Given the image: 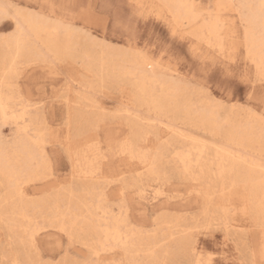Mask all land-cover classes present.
<instances>
[{
  "label": "rangeland",
  "instance_id": "1",
  "mask_svg": "<svg viewBox=\"0 0 264 264\" xmlns=\"http://www.w3.org/2000/svg\"><path fill=\"white\" fill-rule=\"evenodd\" d=\"M217 1L194 0V8L201 14L196 18L198 24L209 15L221 14L225 19L221 49L207 45L186 25H177L173 16L159 0H0V4L7 8L6 14H10L8 17L0 15V39L14 32L15 11L30 9L31 12L43 14L42 16L50 20L69 24L72 29H75L74 34L77 40L88 44L89 48L95 51L100 52L104 45H108L113 50L124 54L147 56L153 66L155 65V69L157 71L160 69L162 78L163 75L168 76L167 78L164 76V79L171 77L169 80L173 79L174 82L178 80L177 84L181 81L179 86L186 95L191 97L195 106L207 105V101L212 105L214 102L221 118L229 114V111L240 114V117L249 114V108L253 110L251 112H259L260 109L255 102H249V96L254 91L253 85L258 96L260 84L253 63L246 57V49L241 37L244 30V22L240 18L242 10L238 1H234L232 8L220 11L217 9ZM43 36L37 38L38 40L33 37L29 40L31 44L28 43L29 47L35 51V54L33 53L29 58L22 56L21 59H17L19 65L16 63L15 70L18 75L16 71L14 74L17 80L14 76L11 80V88L14 87V91L11 89L12 99L22 102L15 101L16 108L26 112L27 122L33 123L29 125V134L32 133L33 137L40 140L38 145L40 157L38 155L39 160L35 162L39 166L36 175H33L34 179L33 176L31 180L26 177L22 179L20 195L8 197L9 189L0 180L2 185L0 186V207L2 206L0 212L7 210L0 215V264H40L41 261L61 259L67 264H77V262L78 264H86V262L109 264L111 261L117 264L121 262L122 264H195L192 257L194 245L201 252L202 264H261V260H264V236L260 230L261 227L254 224L249 214L242 212L241 197L242 193H245L241 190L242 188L237 187L231 193L226 190V193L221 195L218 186L213 187L211 191L207 185L195 187V183L198 182L191 180L188 174L183 172L176 156L175 151L189 144V139H186L188 137L195 136L214 148L218 145L222 146L225 141L223 136L213 135L188 120L187 123L183 113L175 116L171 112L153 111L154 109L148 104L135 98V90L132 86L135 77L123 78L120 81L111 73L101 81L94 71L92 73L85 68L86 60L83 61L78 52H75L72 57H62L48 52L42 42ZM57 56L60 57L57 59ZM27 60H30V63ZM97 80L101 81V84ZM14 94L17 95L16 98ZM80 96L82 99L79 98ZM128 100L131 102H127ZM124 110L130 112L127 114ZM153 114L157 117L154 118ZM139 117L142 120L140 124L137 121ZM144 120L147 121L144 122ZM167 125L173 129L177 127L179 131L175 129L168 134L165 131L163 136L162 132ZM139 128L148 131L149 139L140 144L152 143L151 153L159 157L155 164L156 174L151 176L146 174L144 169L138 171L136 167L138 162L135 160L128 162L124 159L125 154L121 152L125 144L134 140V135L140 130ZM1 130L2 133L4 131L2 135L5 141L13 145L16 139L14 127L3 124ZM85 139H88V142ZM253 144L249 148L250 152L248 151L249 154L251 153L248 154L249 157L254 160L260 159L258 161L264 163L260 144ZM234 147L238 146L233 145V151L240 149L238 147L235 150ZM210 151L213 150L210 149ZM96 153H98V159H94ZM89 154L93 159L91 164L99 167L97 173L101 174L100 178L91 181L88 178L81 179L84 177L79 176L83 171L81 169L89 164V161H86ZM40 159L46 161L42 162ZM214 167L215 164L212 166V172H216ZM122 186L124 187L123 195L119 193V188ZM142 188L144 191H141ZM157 190L159 196L156 197L154 192ZM207 190L211 193L206 198ZM6 199L12 200L13 204ZM73 204L75 208L72 207ZM21 205L25 206L24 212L27 217L24 220L18 214L17 208ZM58 205L61 208L68 205L67 207H70L72 211L74 209L73 212H79L88 218L90 210L95 211L97 216L102 214V209H108L111 216L116 214L115 217L118 218L119 215V219L123 221H120L122 228L133 231L134 238L141 239L139 252L133 256L128 255L121 246L110 244L104 251H99L100 257L95 255L86 244L89 242L87 229L82 221L76 225V231L72 235L50 226L46 211L49 212V217H52L54 207ZM81 205L83 207L79 209ZM6 206L9 207L6 208ZM223 206L229 208L228 213L222 212ZM21 222L28 225L27 231L20 226ZM234 223L236 225H232ZM35 227L40 228V231L31 241L28 237L29 232ZM148 247L151 251L146 250Z\"/></svg>",
  "mask_w": 264,
  "mask_h": 264
},
{
  "label": "bare ground",
  "instance_id": "2",
  "mask_svg": "<svg viewBox=\"0 0 264 264\" xmlns=\"http://www.w3.org/2000/svg\"><path fill=\"white\" fill-rule=\"evenodd\" d=\"M234 1H238V5L242 10V16L240 18H242V21L244 22V30H243V34L241 37H242V41H243V44H244L245 49H246V57H248L247 59H249L250 62L253 63V65H254L253 68H255L256 75L260 76V73L262 71H264V8L261 7L262 3H264V0H218L217 1V5H218L217 9L221 11V10H225V8H227V9L232 8L231 5L234 3ZM159 2H161L167 8V10L173 16L174 21L177 23V25L178 24L179 25H186L189 29L193 30V33H194V35H196L197 38L203 40L207 45H209L211 47H218L220 49L223 47L222 33L225 29L226 22H225V19L222 18L221 14L220 15L217 14L214 16L209 15L206 18L204 17L202 19V22L200 24H198L196 22V18L200 17L201 14L195 10L194 0H159ZM6 10H7V8L5 9V7L2 4H0V15L1 16L7 15ZM29 11H30V9H29ZM29 11H24V9H22V10L17 9L15 11V13L13 14V18L15 19V28H14L15 30H14V32L11 35H8V37H6V38L0 39V180L9 189V195H7L8 197L9 196L11 197L13 195H20L21 187H22L20 185L23 183V182L21 183L22 179L25 177L30 179L33 175H36V172H37L38 166H39L37 163L35 164V162L37 161V159L39 160V158H37L38 155L40 157V153H38V149H39L38 145H39L40 140L33 137L31 135L32 133L29 134V125H31L33 123L27 122V119L25 117L26 112L21 107L20 108L22 109V111L16 108V102H19L20 100L19 101L15 100L16 101L15 102V101H13L14 99H12L13 97L11 96V93H12L11 89H13L12 91H14V87L11 88V80H13L12 78L16 77V76H14V74L16 71L15 68H16L17 59H19V58L21 59L22 56L23 57L27 56L29 58V56H31L33 53L35 54V51L29 47V44H30L29 40H31L32 37L35 39L42 38V36L45 34V36H43L44 38H43L42 42L45 45V48L47 49L48 52H52V53L57 54V55L59 54L62 57L63 56L72 57L75 55V52H78L79 56L83 59V61L86 60V61H84L86 64L85 68L87 70H91L92 73L94 71L95 72L94 74L101 81L104 80L106 78V76L107 75L109 76L111 73L117 80H120V81L123 78H129V77L131 78V76H133V77H135L134 78L135 80L132 82V86L135 90V95H134L135 98L141 102H144L145 104H148V106H150L151 108L154 109L153 111H156L158 113L171 112L175 116H179L180 113H183V114H185L186 122L188 120V121H190V123L197 124V126H201L204 130H207L208 132H210L213 135L214 134L222 135L224 140H225V141H223L224 145L223 144H222V146L218 145L217 147H214V148L212 146H209L205 142L201 141L202 140L201 137H200L201 140H199L198 138H195V136L193 138H192V136L186 138V139H189L188 140L189 144L187 143V146L184 145L185 146L184 148L180 147V150L178 149L177 151H175L177 159L183 168V172L188 174V176L191 180H195L198 182V183H195V185H194L195 187H202V185H204V186L207 185L209 190L211 191V189H213V187L218 186L220 188L219 191L221 192V195L225 194L226 190H229L231 193L234 190H236L237 187L242 188L241 190H243L245 192V193H242V197H241V199L243 201L242 212L244 214H249V217L251 218V220H253L254 224L261 227L260 230L264 236V163H261L260 161H258L260 159H257V160L251 159L252 157H249V155L251 153L250 154L248 153L249 148L253 143H259L260 144V151L264 155V123H262L260 121V119L258 118L257 115H254L253 112H250L249 114L240 117V114H238L239 115L238 116L237 114L233 113L232 111H229L228 112L229 114H226V116L221 118L218 115V108L216 106H214V102L212 105L210 103H208V101H207V105L202 104L204 106H199V105H197L199 107L195 106V104L191 101V97L186 95L183 92V89L179 86L181 81L179 84H177L176 82L178 80L175 82L173 81V79L169 80L171 77H169L168 79H164L165 75H163V74H162L163 75V78H162L161 74L159 73L160 69H158V71H157L154 67L155 65L153 66L152 61L150 59H148L147 56L146 57L145 56H138L139 54L138 55L137 54L131 55L128 53L124 54L123 52H117V51L113 50L108 45H106V46L104 45V47H102V48L100 47L101 48V50H99L100 52H98V50L95 51L93 48H89L90 46H88V44H86L84 42L80 43L77 40V38L74 34L75 29L73 28L74 29L73 30L69 24L65 25L64 23L54 21V20H50L49 18L42 16L43 14L38 15L35 12L33 13V11L32 12L31 11L29 12ZM238 12H239V10H238ZM9 15H7V17ZM239 15H241V14H239ZM241 26H243V25H241ZM86 35H87V33H86ZM88 37L89 36H87V38ZM89 39H91V38L89 37ZM94 46H95V44H94ZM215 51H217V50H215ZM39 53H41V52H39ZM139 53H141V52L139 51ZM36 56L39 57L38 55H36ZM54 57H55V55H54ZM58 57H60V56H57V59H58ZM23 60H25V59H23ZM59 60H57V61H59ZM61 60H62V58H61ZM27 61H29V63H30V60H27ZM32 63L34 64V62H32ZM21 64H23V62H21ZM17 65H19V64L17 63ZM64 66H66V65H64ZM71 68H72V66H71ZM16 73H17V71H16ZM17 75H18V73H17ZM78 76H79V74H78ZM84 76H86V75H84ZM15 79L17 80V77ZM89 79H91V78H89ZM132 80H133V78H132ZM101 81L99 82L97 80V82H99L100 84H101ZM78 82H80V81H78ZM87 82H88V80H87ZM126 83H127V81H126ZM94 86H96V85H94ZM100 86H103V85H100ZM128 88H129V86H128ZM77 92H79V91H77ZM15 94H17V93H15ZM15 94H14V96H15ZM80 95H82V94H80ZM16 96L14 98H16ZM79 98L82 99L81 96ZM130 99H131V97H130ZM122 102H123V100H122ZM127 102H129V100ZM20 103H22V102L20 101ZM20 103H18V104H20ZM80 105H81V103H80ZM124 105L126 106L125 103H124ZM19 106H21V105H19ZM98 106H97V108H98ZM128 107H130V106H128ZM134 107H135V105H134ZM75 108H76V106H75ZM143 108H144V106H143ZM143 108H141V109H143ZM80 109H78V110H80ZM133 109H135V108H133ZM125 112H127V110ZM128 112H130V111H128ZM128 112H127V114H128ZM77 113H78V111H77ZM133 113H135V112H133ZM141 114H143V112ZM153 117H154V114H153ZM156 117H154V118H156ZM159 117L157 119L160 121ZM178 118H180V117H178ZM169 120H171V119H169ZM137 121H138V124H140L142 120L139 117V119H137ZM146 121L144 120V122H146ZM150 121H153V120L150 119ZM182 121H183V118H182ZM3 124H10L14 127V130L16 133V135H15L16 139L14 140L15 142L13 145L12 144L9 145L5 141V139H4L5 137H3V135H2V134H4V131L2 133V130H1V126ZM91 124H93V123H91ZM153 124H154V122H153ZM80 125H81V123H80ZM158 125H161V124H158ZM86 126H87V123H86ZM34 127H36V125ZM77 127H79V126H77ZM191 127H189L190 130H191ZM37 128H36V130H37ZM195 128H196V126H195ZM175 129L178 130L179 128L177 129V127H175ZM175 129L171 128L170 125H167V127L163 130L162 135L164 134L165 131H167V134H168L170 131H174ZM36 130H34V131H36ZM80 130H83V129H80ZM89 130H90V128H89ZM37 131H39V130H37ZM156 134H159V132H156ZM9 135H11V134H9ZM82 135H83V132H82ZM160 135H161V133H160ZM179 135H180V133H179ZM37 136L39 137L38 134H37ZM44 136H45V134H44ZM134 136L135 137H134L133 141L129 142L128 144H125V147H122L121 152L125 154L124 159L128 160V162H130V161L132 162V160L137 161L138 164L136 167L138 168V171H140L139 169H144V170H146L145 171L146 174H148L150 176L153 174H156L155 164L157 163L159 157L157 156V154L151 153L150 149H151L152 143H145L144 145L140 144L142 141L144 143L145 140H149L148 139V131H145L144 129L141 128L140 130H138L135 133ZM77 138L79 139L80 137H77ZM12 139H11V141H12ZM157 139H159V138H157ZM85 140L84 141L82 140V141L85 142ZM164 140H165V138H164ZM166 140H167V138H166ZM86 141L88 142V139ZM184 141H186V140L184 139ZM8 142H10V141H8ZM168 142H170V141L168 140ZM159 143H162V142H159ZM180 144H183V143H180ZM95 145H97V144H95ZM233 145L238 146L240 149L238 150L237 149L238 147L237 148L234 147L235 150L236 149L237 150L233 151L232 150ZM10 146H11V150H10ZM214 146H216V145H214ZM89 147H91V145ZM145 147H148V148L150 147V148L148 149ZM256 148L254 149V152H255ZM87 149H89V148H87ZM210 149H212L213 151L211 152ZM84 151H86V150H84ZM90 155L91 154H89V157H90ZM97 155H98V153L95 154L94 159H98ZM89 157H87V159H86L87 162L89 161V164H87L86 167L81 169L83 171H81V174L79 176H80V178L84 177L81 179L88 178L91 181V180H94L96 178H100L101 174L97 173V171H98L97 169H99V167H95L96 165L91 164L92 163L91 161L93 159L91 157H90L91 158L90 159ZM85 158H86V156H85ZM41 159H40V161H42ZM74 161H75V159H74ZM79 164H81V163L79 162ZM213 164H215L214 168H216V172H212ZM41 165H42V163H41ZM132 169H131V171H132ZM129 170H130V168H129ZM122 171H124V170H122ZM195 171H197V173ZM132 172H135V171H132ZM120 174H121V172H120ZM123 176H125V175H123ZM33 179H34V176H33ZM0 186H2V185H0ZM82 186H84V185H82ZM90 186H91V184H90ZM94 186H93V188H94ZM123 188H124L123 186L119 188V191H120L119 193L121 195L124 194ZM80 190L83 191L84 189L83 190L80 189ZM86 190H87V188H86ZM5 191H7V190H5ZM95 191H96V189H95ZM141 191H144V189L142 188ZM90 192L91 191H89V193ZM101 192H103V191H101ZM158 192H159L158 190L156 192H154V195L156 197L159 196ZM85 193H87V192H85ZM142 193H144V192H142ZM210 193L211 192H209L208 190L205 191V197L206 198L209 197ZM159 194H161V193H159ZM87 195H88V193H87ZM4 196H2V197H4ZM71 196H73V195H71ZM100 196H101V194H100ZM143 197H144V194H143ZM17 198L19 199L18 196H17ZM68 198H70V197H68ZM86 200H88V199H86ZM222 200H225V199H222ZM6 201H11L10 203L13 204L12 200L6 199ZM83 203H82V205L85 204V203L84 204ZM82 205L79 206V209H80V207H83ZM67 206L65 208H61L60 205L54 207V212H53L52 217H49V215H48L49 212L46 211V213H47L46 217L48 219H50V221H49V223L51 224L50 226L57 227V229L64 230L69 235H72L74 233V231H76V229H75L76 225L79 223V221H80V223L82 221L83 222L82 224L85 225V227L87 229V236H88L87 240L89 242L86 244H88V248L95 255H97L99 257H100L99 251L100 250L104 251L105 247L107 245H110V244H112V245L115 244V245L121 246V248H123L124 252L128 255L133 256V254H135L136 252H139L138 250H139V246L141 244V239L140 238H134L135 234L132 233L133 231L131 232V230L128 231V230H125L126 228L125 229L122 228L123 226H122L121 222H123V221H121L119 219V215H118V218L115 217L116 214H115V216H111L108 213V209L106 208L107 210L102 209L103 211H102V214L100 213L101 214L100 216H97V213L95 211L90 210V212H89L90 217L88 218L79 212H73L74 209L72 211L70 209V207H67ZM8 207L6 206V208H8ZM24 207H25L24 205L23 206L21 205L20 207L17 208L18 214L20 215L22 220H24L27 217L25 212H24V209H25ZM72 207L75 208L74 204L72 205ZM87 207H88V205H87ZM45 208H46V206H45ZM228 209L229 208H227V207L225 208L224 206L221 207V210H222V212L224 211L223 212L224 214H225V212L228 213ZM14 210H12V211H14ZM49 210H50V207H49ZM16 211H15V214H16ZM97 211H98V209H97ZM233 211H234V209H233ZM5 212H7V210H5V211L3 210V212H0V215L2 213L4 214ZM98 213H99V211H98ZM14 218H15V216H14ZM81 218H82V220H81ZM233 218H234V216H233ZM234 220H232V221H234ZM236 221H238V220H236ZM7 222H9V220ZM232 225H236V223H234ZM16 226H19V225L16 224ZM20 226L24 227L25 228L24 230L27 231L28 225H25L24 223H22V224H20ZM226 226L228 227L227 223H226ZM21 229L23 230V228H21ZM39 231H40V228H37V227H35L32 231H30L29 236H28L30 238L29 240L33 241L35 239V236L38 234ZM61 232H63V231H61ZM138 235H139V233H138ZM150 243H149V245H150ZM152 244H154V243H152ZM29 245H31V244H29ZM146 250L151 251L150 247H148ZM192 251H193L192 257H193L194 263L195 264H202L201 252H200L199 248L196 245H194L192 247ZM205 253H207V252H205ZM204 255H206V254H204ZM209 256H208V258L210 259ZM132 259H133V257H132Z\"/></svg>",
  "mask_w": 264,
  "mask_h": 264
},
{
  "label": "snow or ice",
  "instance_id": "3",
  "mask_svg": "<svg viewBox=\"0 0 264 264\" xmlns=\"http://www.w3.org/2000/svg\"><path fill=\"white\" fill-rule=\"evenodd\" d=\"M261 7L264 8V3H262ZM52 70L54 71L55 69L53 68ZM259 84H260V91L258 96L255 93V86L253 85L254 91L253 94H250L249 96V102L250 103L255 102V104L259 107L260 111L258 113L253 112V114L257 115L260 121L264 123V71L260 73ZM248 111L251 112L253 110L249 108ZM69 239L71 240V237ZM40 264H67V262L61 259V260H52V261H41ZM86 264H95V262H86ZM109 264H117V262L111 261L109 262ZM261 264H264V260H261Z\"/></svg>",
  "mask_w": 264,
  "mask_h": 264
}]
</instances>
